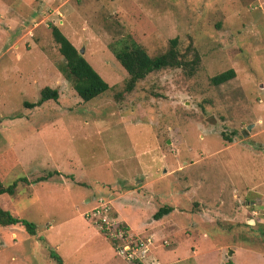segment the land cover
Returning <instances> with one entry per match:
<instances>
[{"label":"rangeland","instance_id":"374dc122","mask_svg":"<svg viewBox=\"0 0 264 264\" xmlns=\"http://www.w3.org/2000/svg\"><path fill=\"white\" fill-rule=\"evenodd\" d=\"M48 24L107 90L80 101ZM126 35L148 55L175 37L197 67L150 72L114 97ZM43 86L56 98L25 107ZM18 177L0 207L34 233L0 227V264H55L50 251L62 264H137L87 216L97 197L126 233L150 235L156 264H264V0H0V181Z\"/></svg>","mask_w":264,"mask_h":264},{"label":"trees","instance_id":"16d2710c","mask_svg":"<svg viewBox=\"0 0 264 264\" xmlns=\"http://www.w3.org/2000/svg\"><path fill=\"white\" fill-rule=\"evenodd\" d=\"M52 40L56 43V49L61 56L62 62L56 64L59 73L66 79L77 97L82 102H87L96 95L107 90L109 86L99 75L92 69L88 62L78 53V50L67 40V38L53 24H48ZM128 41H120L119 47L113 50V56L121 68L124 70L126 77L120 91L115 92L114 97L120 96L122 93L129 92L133 88L136 81L142 79L146 74L163 69V68H179L185 75L192 74L199 60L198 54L192 50L188 44L185 47L189 58H185V52L180 54L176 48V38L172 37L167 40L166 47L163 51L148 55L146 51L137 44L133 39L126 35ZM233 76V70L228 68L221 72L211 75L208 81L212 85L225 82ZM56 90L43 86L38 91V98L34 102L22 101L25 107L39 105L47 99H55ZM224 139L228 140V136L220 134ZM43 177H37L35 180H43ZM17 180L24 181L22 177L12 180L7 185H2L0 181V194H11ZM171 210L170 206L163 204L158 206L152 213V219H159ZM21 225L27 234L34 233V224L11 214L8 210L0 207V227ZM172 247H169L170 249ZM48 256L55 264H62L58 254L49 252Z\"/></svg>","mask_w":264,"mask_h":264},{"label":"built area","instance_id":"2783aa9c","mask_svg":"<svg viewBox=\"0 0 264 264\" xmlns=\"http://www.w3.org/2000/svg\"><path fill=\"white\" fill-rule=\"evenodd\" d=\"M94 200L86 214L98 223L102 234L110 240L114 253L124 260L137 264H156L151 255L150 235L137 236L126 233L125 227L109 215L108 202L103 201L101 197Z\"/></svg>","mask_w":264,"mask_h":264},{"label":"water","instance_id":"95a60500","mask_svg":"<svg viewBox=\"0 0 264 264\" xmlns=\"http://www.w3.org/2000/svg\"><path fill=\"white\" fill-rule=\"evenodd\" d=\"M78 53L81 54V48L78 49ZM249 127H250V125H247V126H246V129H248ZM241 134H245V132L242 130V131H241ZM230 252H231L230 250H227V251H226V256H228V255L230 254Z\"/></svg>","mask_w":264,"mask_h":264},{"label":"crops","instance_id":"0c3cea01","mask_svg":"<svg viewBox=\"0 0 264 264\" xmlns=\"http://www.w3.org/2000/svg\"><path fill=\"white\" fill-rule=\"evenodd\" d=\"M152 257H154L153 255H152ZM157 261V260H156ZM158 263V262H157Z\"/></svg>","mask_w":264,"mask_h":264}]
</instances>
